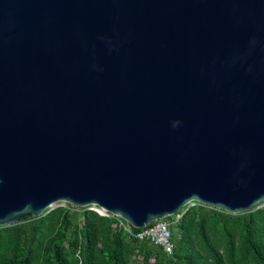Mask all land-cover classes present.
I'll return each mask as SVG.
<instances>
[{"label":"water","instance_id":"1","mask_svg":"<svg viewBox=\"0 0 264 264\" xmlns=\"http://www.w3.org/2000/svg\"><path fill=\"white\" fill-rule=\"evenodd\" d=\"M59 201L263 206L264 0H0V226Z\"/></svg>","mask_w":264,"mask_h":264},{"label":"trees","instance_id":"2","mask_svg":"<svg viewBox=\"0 0 264 264\" xmlns=\"http://www.w3.org/2000/svg\"><path fill=\"white\" fill-rule=\"evenodd\" d=\"M192 203L163 218L170 224L169 254L127 234L115 217L68 203L0 226V264H264V205L230 213Z\"/></svg>","mask_w":264,"mask_h":264},{"label":"built area","instance_id":"3","mask_svg":"<svg viewBox=\"0 0 264 264\" xmlns=\"http://www.w3.org/2000/svg\"><path fill=\"white\" fill-rule=\"evenodd\" d=\"M87 207L100 215L115 217L118 227L122 228L127 234H132L139 239H147L150 243L162 247L168 254L172 252L173 243L171 241L169 221L165 219L155 220L151 225H147L141 228V230L133 232L131 229L132 226L120 216L111 214L95 205H89ZM177 215L179 216V214Z\"/></svg>","mask_w":264,"mask_h":264},{"label":"rangeland","instance_id":"4","mask_svg":"<svg viewBox=\"0 0 264 264\" xmlns=\"http://www.w3.org/2000/svg\"><path fill=\"white\" fill-rule=\"evenodd\" d=\"M66 204H68L67 202H64V201H59V202H57V203H55L50 209H52V208H54V207H56V206H65ZM193 203L192 202H190V203H188V206H190V205H192ZM49 209V210H50ZM48 210V211H49ZM180 215H181V213L179 214V216L178 215H176L175 217H174V219H172L173 221H174V223H175V221H177V219L180 217ZM79 220H81V216L79 217ZM168 221V220H167Z\"/></svg>","mask_w":264,"mask_h":264}]
</instances>
